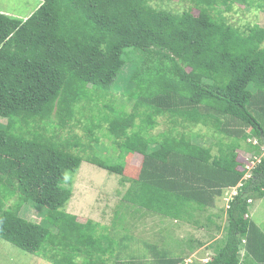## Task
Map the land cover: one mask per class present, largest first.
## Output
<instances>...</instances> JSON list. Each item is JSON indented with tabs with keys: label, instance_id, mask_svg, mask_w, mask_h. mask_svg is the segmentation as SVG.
<instances>
[{
	"label": "trees",
	"instance_id": "16d2710c",
	"mask_svg": "<svg viewBox=\"0 0 264 264\" xmlns=\"http://www.w3.org/2000/svg\"><path fill=\"white\" fill-rule=\"evenodd\" d=\"M40 1L26 20L0 12V238L55 264H146L139 253H130L139 263L120 257L130 237L120 236L121 208L199 224L195 212L236 187L226 234L215 252L192 264H264V227L250 217L251 202L264 199V26L227 20L220 6L232 11L239 0H186L184 11L152 0ZM128 62L135 72L118 94ZM98 101L102 111L92 120ZM160 116L167 127L151 135ZM84 118L94 134L85 150L106 123L119 160L74 153L82 142L77 134L61 139L58 130ZM199 125L211 132L209 144ZM244 142L247 159L239 152ZM135 153L143 156L140 171L125 176V158ZM84 160L130 182L110 226L65 210ZM26 203L44 209V220L22 215ZM205 220L215 224L209 214ZM202 243L190 234L184 246ZM145 244L157 264L185 263L186 255Z\"/></svg>",
	"mask_w": 264,
	"mask_h": 264
},
{
	"label": "rangeland",
	"instance_id": "374dc122",
	"mask_svg": "<svg viewBox=\"0 0 264 264\" xmlns=\"http://www.w3.org/2000/svg\"><path fill=\"white\" fill-rule=\"evenodd\" d=\"M152 1V3L156 6L165 7L174 11L176 9L178 11H184V9L189 6L186 4V0ZM251 1L253 3L252 6L242 4L239 0L233 5L232 11H224V5H221L220 9L223 10L222 14L226 16L227 20L230 23L242 25L245 22L249 21L252 23H260L262 26H264V10L263 8L257 7V5L261 3L264 4V0ZM40 2V0H0V9H4L5 11L10 12V14L13 13L15 15H19L21 17L26 18L36 11V9L40 6ZM195 12L198 13L197 10H195ZM132 67L133 65L131 64V62H128L127 65L124 67L122 73L123 78L120 76L117 82L118 85L114 87H120V89L117 90L116 93L121 94V92L124 91V89L126 88L127 78H129L130 80L131 74L134 70L132 69ZM105 98L106 97H103L102 100L99 101H105ZM99 101L95 105V110H93L92 114H90L92 120L99 118L98 115L102 111L99 105ZM119 102L118 105H116L120 110H122L124 106L120 105ZM108 103H113V99H111L110 102H106V104ZM126 108V110L131 111L132 105L130 103H127ZM87 110H91V108H87ZM104 115H107V113H105ZM84 119L75 120L73 121L71 127L67 126L65 129H61V131L58 130L61 135V139H70L73 134H77L78 136H80L82 142L80 144L81 148L79 150L74 151V153L80 154L83 157H89L90 155L94 154V151H96L95 153L97 156H99V159L106 161L107 163L116 162V158H118L119 160V153L121 152V149L119 148L117 143H112L114 141V138L111 135L105 136V131L107 132L108 129V125L106 123L103 124L101 129L95 130L94 132L96 133L95 135L100 138V142L98 141V139H93L95 146H92L91 150H85L83 144L88 143L87 140L90 136L88 131V124L90 126L91 124L90 122H88L87 119ZM2 120L6 122L5 119ZM158 120L159 124L151 131V135H155L158 132L165 130L167 127L168 122L165 116L158 117ZM195 130H199L202 133H207V137L204 139L205 141L207 140L206 143L209 144L212 139L211 132L209 131V129L205 126L199 125L196 126ZM91 138H94V134ZM251 140L253 142H256V139L253 137L251 138ZM200 141L203 142L202 139H200ZM101 144L105 145L102 149L98 146ZM108 146L111 151H109L108 154H104ZM243 147L244 148H242V150H240L239 152L241 156H245L247 159V157L251 156V154L249 153L251 151L246 149L247 143L245 142ZM74 149H78V147ZM262 150L264 154V146H262ZM104 155L107 156L104 157ZM253 158L254 157H252V159L250 160L252 161ZM259 158L260 157H258V159ZM258 159H255L254 161H258ZM142 160L143 156L141 154H128L125 158V176H136L142 166ZM255 163L256 162H253L252 164ZM249 168L251 169L252 167ZM250 174L251 171L248 172L247 177H249ZM121 178L122 176L117 173H111L107 169L102 168L99 165L91 163L88 160H84L80 169L73 177V195L67 203L65 210L67 212L78 215L84 219L90 218L92 220L100 222L101 225L106 224L110 226L112 224L117 208L120 207L119 205L122 201V197L130 185L129 181L122 182ZM236 191V187L226 188L223 191V194L217 196L214 201V204L211 205L206 211H198V214L197 212H195L194 220L200 219L199 224H197L195 221H193L194 223H188L185 221H174V219L170 217H166L153 212L143 213L142 211H138L136 213H131L129 209L121 208L122 211L126 212V216H121L124 218V222L122 226L118 227L121 230L123 229V231L120 230V236H122V233H126L130 236L127 241L129 244V248L124 250L123 253H121V259L128 262L135 261L139 263L137 260H142L143 262L145 261L146 264H157L155 263L156 256L154 252L149 249H146L148 247L145 244V240L149 244L156 246L158 245L159 249L166 250L167 252H169V255L171 253L172 255L170 257L177 258L178 255H186L184 264H192L194 259L198 260L199 258L206 256V254L202 255V253H208V251H210L211 253L215 252V248L218 246L220 240L226 234V227L228 226V214L226 212V209L229 207L230 200L232 199ZM18 198V193H16L14 197H9L6 201L7 207L11 206ZM251 203L252 205L250 217L255 220L257 224H260L264 227V215L260 219V216L262 214H259L258 211H256L257 206H259L258 208L264 209V199H255ZM21 214L24 215L26 218L36 219V221L39 222L44 220L45 217L44 209L37 208L31 203H26L25 205H23ZM208 214L211 216L212 220L216 223V225L210 222L207 225H204L207 223L205 217ZM100 228L101 227H98V229ZM51 229L55 232L57 231V228L53 226L51 227ZM116 233L117 232H112V235L114 236L116 235ZM190 234L194 235L197 238H201V240L204 241V243L202 244L203 249L198 248L196 251V249L190 250L189 248L184 246V241L186 240V237ZM116 236L120 237L118 235ZM47 246L48 249L52 250L53 252H55L56 249H62V247L58 245L55 247L56 249H53L50 245ZM184 250L187 251L188 254H184ZM130 253H139L142 256H140L137 260H133L134 258H131L132 256ZM203 260H207V258H204ZM0 264L55 263L41 254L27 252L14 245L13 243L3 238H0Z\"/></svg>",
	"mask_w": 264,
	"mask_h": 264
},
{
	"label": "crops",
	"instance_id": "0c3cea01",
	"mask_svg": "<svg viewBox=\"0 0 264 264\" xmlns=\"http://www.w3.org/2000/svg\"><path fill=\"white\" fill-rule=\"evenodd\" d=\"M0 12L1 13H5V14H8V15H14V17L16 16V17H18V18H21V19H23V20H26L28 17H26V18H24V17H21V16H19V15H15V14H13V13H11L10 14V12H8V11H5L4 9H0ZM259 206H257V208H256V211H258V213L259 214H262L261 216H260V219H261V217L264 215V209L263 208H258ZM250 211H251V208H250ZM213 223H215V222H213ZM215 225H216V223H215ZM261 226V225H260ZM201 239V238H200ZM243 242L245 243L246 241H245V239L243 240ZM203 243H204V241H203ZM202 243V244H203ZM203 246L202 245H200L198 248L200 249V248H202ZM197 248V249H198ZM197 249H196V251H197ZM203 249V248H202ZM205 249V248H204ZM199 251V250H198ZM205 252H206V250H205ZM209 253H210V251H208ZM242 252H244V250L242 251ZM207 253V252H206ZM203 254V253H202Z\"/></svg>",
	"mask_w": 264,
	"mask_h": 264
},
{
	"label": "built area",
	"instance_id": "2783aa9c",
	"mask_svg": "<svg viewBox=\"0 0 264 264\" xmlns=\"http://www.w3.org/2000/svg\"><path fill=\"white\" fill-rule=\"evenodd\" d=\"M258 159V158H257ZM258 161H259V159H258ZM186 264H190V263H186Z\"/></svg>",
	"mask_w": 264,
	"mask_h": 264
},
{
	"label": "clouds",
	"instance_id": "9594fccd",
	"mask_svg": "<svg viewBox=\"0 0 264 264\" xmlns=\"http://www.w3.org/2000/svg\"><path fill=\"white\" fill-rule=\"evenodd\" d=\"M82 163H83V162H82ZM81 165H82V164H81ZM80 167H81V166H80ZM236 192H237V191H236ZM234 195H235V194H234ZM234 195H233V196H234ZM232 198H233V197H232Z\"/></svg>",
	"mask_w": 264,
	"mask_h": 264
}]
</instances>
